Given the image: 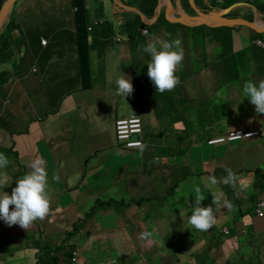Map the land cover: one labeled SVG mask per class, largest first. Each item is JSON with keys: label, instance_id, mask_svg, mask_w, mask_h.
I'll return each instance as SVG.
<instances>
[{"label": "crops", "instance_id": "1", "mask_svg": "<svg viewBox=\"0 0 264 264\" xmlns=\"http://www.w3.org/2000/svg\"><path fill=\"white\" fill-rule=\"evenodd\" d=\"M118 1L128 0H87L88 25L93 27L92 30L89 28L88 43L92 75L89 88L84 87L73 0H20L13 10L16 27L8 33L11 48L5 57L6 64L0 63L4 65L0 66V73L7 74V83L0 84V153L9 160L0 173L6 176L9 184L4 191L11 194L16 180L29 171L27 164L36 157L44 158L49 174L50 211L28 230L19 225L9 227L0 220V264H38L43 258H46L45 264H50L47 259L53 257H58L61 264H131L132 261H138V264H264V218L256 217L252 203L264 195V186L261 189L258 183L260 175L254 179L250 177L253 170L247 174L236 170L240 163L231 157L230 151L224 157L212 156L201 163L202 170L207 173L204 178L214 175L221 179L226 176L225 166L235 170L233 183L218 185L224 199L233 205L231 210L212 205L211 192L205 190V199L201 203L212 205L217 218V225L205 232L191 228L188 219L185 220L191 215L194 197L188 204L180 198L179 203L184 204L180 212H160L150 220V213L144 206L139 204L138 209H134L130 204V193H133L130 190V162L120 165L117 178L114 171L119 164L106 162L116 146L126 156L124 159L130 157V151L117 145L118 118L140 113L143 120L144 114L147 120H154L157 119L154 108L159 119L164 120L169 113L180 114L189 118L190 126L200 125L199 121L204 120L212 129L217 120L229 117L236 124H228L229 128L251 129L260 125L259 120L264 119V114L256 113L255 106L244 97L242 89L245 80L258 83L264 79V67L259 57L255 59L247 54L254 40L263 37L251 28L255 33L244 30L252 36L251 42L246 38L240 40L241 26L232 30V37L216 33L217 27L228 25L209 26L212 31L201 32L198 37L193 34L189 38L193 41L191 52L194 54L198 50L201 55L202 48V57L206 60L200 65V74L194 77L198 68L187 59L188 50L184 47V58L176 71V75L178 70L182 72L179 83L182 93L176 98L159 97L154 84L149 85L144 76L147 74V53L141 46L146 45L148 39L144 41L139 37L133 43L123 25V14L137 10L126 8ZM175 1L176 9L181 8L182 1ZM213 1L225 3L227 0ZM259 1L264 7V0ZM205 2L207 0H192V4L201 9ZM247 6L254 13L253 20L264 21V12L258 10L260 15H257L252 6ZM184 10L193 14L190 9ZM250 13L238 11L237 16L246 18ZM119 37L122 40H118ZM43 38L49 40L47 45H43ZM198 42L199 46L196 45ZM209 45L213 50L206 52ZM220 46L242 49L240 62L227 78L229 83L226 85L231 84L230 93L217 79V74L223 73L207 64L211 60L220 64L228 59ZM252 53L254 55V51ZM251 59L256 63L244 62ZM246 68L249 73L243 77ZM123 70L125 73L132 71L133 88L134 84L136 88L146 86L148 92H152V101H157L153 106L150 103L148 109L141 111L133 104V93L125 99L116 94L115 84H110L109 80L114 81ZM237 84H241L242 92L238 91ZM220 87H223L221 93L213 104L209 97ZM190 89L196 92L194 98L187 94ZM190 104L191 117L185 114V107ZM236 104L237 110L232 107ZM184 120L175 121V127L183 126ZM165 149L162 147L159 151ZM195 149H180L181 155L175 159L171 157L169 164L180 163L181 171L185 169L186 175L197 172L199 161L194 158ZM166 155L157 153L155 161L168 166ZM261 157V152L257 157L246 153L240 160L253 167ZM165 173L168 177L164 181H167L171 173L164 171L161 174ZM54 174L61 177L59 182L52 179ZM161 174L155 177L157 185L161 184ZM182 181L192 183L187 176L179 179V183ZM242 183L247 187L242 188ZM200 185L203 187L202 183ZM187 194L194 196L189 189ZM118 200L125 205L120 210L115 207ZM144 231L152 233L150 240L142 237ZM76 251L79 261L74 263L72 257Z\"/></svg>", "mask_w": 264, "mask_h": 264}, {"label": "rangeland", "instance_id": "2", "mask_svg": "<svg viewBox=\"0 0 264 264\" xmlns=\"http://www.w3.org/2000/svg\"><path fill=\"white\" fill-rule=\"evenodd\" d=\"M180 1H182V3H180L181 8L176 9L178 7L177 1L174 2V0H170V3L173 5L172 9H174L176 12L183 13L185 12L184 8L190 9V11L194 15L197 13L196 9H200L199 10L200 12L204 11L203 9L198 8L196 5H193L192 0H190L191 3L189 2V0H180ZM132 2H134V0H132ZM235 2H247V1L229 0L228 4L229 3L232 4ZM116 3L118 2H115V4ZM163 3L164 1H161V4ZM164 4L162 5V8H159L158 10L159 15L161 17H165L167 14L166 11L163 10V8L164 9L167 8V6ZM128 6L135 7L134 4L128 5ZM235 8L236 9L239 8L238 11H241V12H248V11L253 12L251 8H248L246 4H241L239 6H236ZM253 8H254V12H257L256 8L255 7ZM12 13L8 19V22L4 25L1 31V40H2L3 34L7 36V33L10 30H12L14 27H16V24L14 25L12 29L8 27L9 22L14 17ZM240 26L242 29L240 30L241 32L238 34V38H240V40L241 38H246L248 39L249 42H251L252 36L250 35V33H247L244 31V30H247L249 32H252L251 27L247 25H243V26L240 25ZM240 26L233 25L234 29H237ZM208 31L210 33L212 29L207 25H200V26L186 25L184 26L180 24V22H172L169 24V26H165L164 24L155 21L154 23L150 24L151 33L149 35H143L144 36L143 40L146 41L148 39V42H150L153 39L159 37L161 39L171 41L176 38H179L182 41V45H181L182 48L187 47V50H188L187 59L191 60V62L194 63V65H196V67L198 68V70L196 69L194 73V77H195L198 74H200L198 72L200 65H203V61L206 62V60H204L202 57V53H204L202 48H201V55L198 54V50H196L194 54L191 52L192 47L190 45H192L193 41L192 39H189V38L193 36V34H195L198 37L201 34V32L208 33ZM260 36L263 37L264 39V34ZM220 42L221 41H219V43ZM7 43H9L8 39H7ZM199 44L200 43L198 42L196 45L199 46ZM219 48L221 49L222 53L225 55V58L228 57V59L222 61L220 64L217 62H213L212 60H211V63L207 62V64L209 67L211 65H214L216 68H218V70L221 73H223V74L218 73L217 79H219L224 85H226L227 83H229L227 78L229 76L231 77V71H233V69L237 67L236 64L240 62V59H241L240 52L242 49L235 50L234 47L228 48L225 46H220ZM256 48H257V51L260 52L261 47L253 43L248 48L249 51L247 52V54L254 56L252 52ZM210 50H213V46L209 45L206 47V52ZM5 57L6 56H2L0 58V63L4 62V64H6L7 59H5ZM145 59H146L145 62L148 63L150 60V57H148V54L145 55ZM250 61L253 63H256V60H252V59L245 60L244 62L248 63ZM141 63H144V62H141ZM0 66L4 67V65L2 64ZM248 73H249V68H246L243 71V77L247 76ZM131 74H132V71H130V73H125V70H123V75L125 76V78L127 77L128 79H130ZM177 76L179 77V79L182 77L181 70H178ZM223 87H226V89L230 93L231 84L230 86L226 85ZM223 87L218 88L217 91L212 96L209 97L210 101L213 104H215L214 102L215 98L218 95H220L221 89ZM237 88L239 92H242L241 84H237ZM202 92L205 94V91H202ZM180 93H182V88L179 87V84H178L176 89L172 91H166L165 94H161L159 92V97H162L163 95H165V96L176 98L178 94ZM143 94L144 92H141L139 95H137V98L141 99L142 101H146L145 98L144 99L142 98ZM187 94L191 98H194L196 96V92L194 90L191 91V89L187 91ZM156 102L157 101L149 102L148 106L150 105V103H151V106H153L154 103ZM166 103H168V100H166ZM148 106H147V109H148ZM191 107H192L191 104L185 107L186 116L191 117V114H192ZM232 107L237 110L238 105L236 104V105H233ZM154 113H155V117L157 118L154 120H147V115L146 114L143 115L144 131H145V134L143 135V139L145 142V146L141 149L130 150V157L126 159H124L126 156H123V154L119 151V147L116 146L115 151L111 154L109 159H107L106 161V162H109L110 164H119V168H117L114 171V175L116 178L119 176V173H120V170H119L120 165H122L123 163L130 162V165H131L130 166V190L131 189L133 190V193H130V204L132 205L134 209H138L139 204L141 206H144L145 209L150 213V216H151L150 220H154L155 216L159 214L160 212L167 213V212H170L171 210L180 212V209L182 208V206L184 204L189 203V199H191V197H194V196H189L187 194V189L191 190V192L194 193L193 185L196 184L197 182L201 183L202 178H204L205 175H207V173L204 170H202L201 163L206 159H210L212 156L213 157H216V156L224 157L226 156V153L230 151L231 157L240 163V167L236 168L237 171L247 174V171H250V170L254 171L256 168H260L264 170V135L259 136L254 139H250V140L249 139H239V140H235V141H231V142H227V143H223L219 145H215V144L212 145L208 143L209 137L226 134L230 130L228 124H231L233 126L236 125L234 124L235 120L232 117L226 118L224 120L223 119L217 120L214 123L213 128L210 129L208 125H206L204 120L199 121L200 125L190 126L188 124L189 118L181 116L180 114L175 115V114L169 113L164 120H161L158 118L155 108H154ZM182 118L185 119L183 126L182 124H179L177 127H175V124H176L175 121L178 122V120ZM205 119L208 120L209 117ZM259 121L264 122L263 119H260ZM183 127L184 129H181ZM253 130H259V128H255ZM193 134H194V137L192 138ZM181 142H185V143H181ZM228 144L232 145V147H230V145ZM113 145H115V141H113ZM117 145L120 146L118 141H117ZM235 145L237 146V148L235 147ZM162 147H165L166 149L163 151H159L160 148ZM185 147L188 150L195 147L196 148L195 150L197 153L194 155V158L199 161L198 163L199 170L195 173H190V174L188 173V175L185 174L186 173L185 169H184L185 173L181 171L182 167L180 163L172 164V165L169 164V160L171 159V157L175 159V157L180 156L181 152H179V150ZM155 151L157 152L155 153ZM260 152L262 154L261 160L255 166L249 167L248 164L241 163L240 156H243L247 153V154H250V156L252 157H257ZM157 153L160 155L167 154L166 159H167L168 166H164L162 165L161 162L157 163L155 161V156ZM249 161L251 162V159H249ZM164 171H168L169 174L171 173V177L169 176V179L167 181H164L168 177L167 173L161 174ZM105 174L106 176H108V172H105ZM159 174H161L159 177L161 184L157 185V183L155 182V177ZM256 175L257 173L254 172V174L250 177L254 179ZM184 176L185 177L187 176V179L192 180V183H186V181H182L179 183V179L184 178ZM173 178L176 179L175 182L173 181ZM263 183H264V178H263ZM137 184H141V186L138 187ZM175 186H177V190L175 192H172V189H174ZM181 197H183L186 200L184 204L179 203V200ZM142 200L144 201L140 203L139 201H142ZM125 203L128 204V201H126ZM123 205L124 204L122 200H118L115 202V207L119 210L123 207ZM236 210H237V207H236ZM186 219L188 218H185V220ZM148 240H150V238H148ZM104 264H106V262ZM131 264H138V261H132Z\"/></svg>", "mask_w": 264, "mask_h": 264}, {"label": "clouds", "instance_id": "3", "mask_svg": "<svg viewBox=\"0 0 264 264\" xmlns=\"http://www.w3.org/2000/svg\"><path fill=\"white\" fill-rule=\"evenodd\" d=\"M156 12L157 10L155 8L153 16H148L145 14H140L137 10L141 20L142 17H145L150 21V24L154 23L155 21L158 22L156 19ZM174 13L175 15H178L180 12L174 11ZM142 21L148 24L146 21ZM150 24L148 25L150 26ZM147 29L149 31L148 34H143L141 29L142 35L150 34V27ZM261 39L264 40L263 38ZM118 40H122V38L119 37ZM1 42L2 40L0 37V50L2 48ZM181 45L182 41L179 38L169 41L157 37L148 42L146 45L141 46L142 51L147 53L150 57V60L147 63V75L154 84L156 91L160 93L172 91L180 83V79L176 75V71L182 64L184 58V50ZM113 82L116 87V94L123 97L124 99L130 96L134 91L131 80L126 79L123 74H117L114 81L111 79L109 80L110 84ZM242 90L244 97H248L250 103L255 106L256 113L264 114V79L260 80L258 83L251 80H245ZM135 115L140 116L141 118L142 133L140 139L142 140L143 145L139 148L131 150L141 149L145 146L143 139L144 120L140 113H136ZM255 128H259V130H253ZM237 130H242L244 133L247 131H257V133L254 135H252V133H248L250 137L241 138L240 136L236 139H229L228 137L230 133ZM263 135L264 122L261 121L260 125L251 128L250 130L245 128H230L226 134L208 139V143L222 144L239 139L250 140ZM8 164L9 160L7 156L4 153H0V169L5 168ZM27 167L29 171L16 180V185L11 189V194H9L7 191H4L5 187H7L9 184L7 182L6 176L0 173V189H3V191H0V220H3L4 223L9 227L13 225H19L25 230H28V228L38 219H44L50 211L49 174L46 167V161L42 157H36L27 164ZM233 171L235 170L225 166L226 176L222 177L221 179L218 180L216 176L210 175L206 178H202L201 183L203 187H201L199 184L193 185L195 204L192 207L191 215L188 218V224L191 226V228H194L197 231L205 232L217 225V218L212 205L217 208L225 207L231 210L233 205L224 199V193L219 189L218 185L221 182L224 184L233 183L235 178V173ZM263 178L264 176L261 178L258 177V180L263 181ZM52 179L56 182H59L61 177L58 174H54ZM241 187L246 188L247 185L242 183ZM205 190L211 192L212 205L203 206L201 203L205 199ZM180 215L182 217L183 213ZM141 235L143 238H150L152 233L149 231H144Z\"/></svg>", "mask_w": 264, "mask_h": 264}, {"label": "trees", "instance_id": "4", "mask_svg": "<svg viewBox=\"0 0 264 264\" xmlns=\"http://www.w3.org/2000/svg\"><path fill=\"white\" fill-rule=\"evenodd\" d=\"M5 1L6 0H0V11H1L2 6H3ZM228 1L229 0H227L225 3H220L218 1L207 0V2L202 3L203 10L204 11H210V10H219L222 8H226L230 5V3L228 4ZM244 1H247L251 5L255 6L259 11L264 12V7H262L263 5L261 4V2L259 0H244ZM19 2H20V0L16 3V5ZM123 3L126 6L134 4V6L143 14L148 15V16H153L155 8L159 3V0H134V2H132V0H130V1L128 0V1H123ZM73 4H74V7L76 8L77 29H78V36H79V40H80V42H79V51H80L79 54H80V61H81V69L83 71L82 74H83V78L85 81L84 87L89 88L92 75L89 72V69H90V51H89V45H88V43H89V25H88L89 16H88L87 0H73ZM16 5H15V8H16ZM238 10H239V8L230 11L229 12L230 17H232V16L237 17ZM253 18H254V15L252 12L249 15H246L245 19L252 21ZM157 21H158V19H157ZM14 25H15V22L12 19L9 22L8 27L10 29H12L14 27ZM123 25L125 27V30L127 32L128 37L130 38V40H133V43H135V40L139 37L144 39V36L141 33V29L150 27L148 24L143 22L141 20L140 15L134 11H126L123 14ZM233 29H234L233 26H231V27L221 26V27H217L216 33H220V34H224L225 36L227 35L229 37H232L231 32ZM8 33H7V36L4 34L2 36V42H1L2 48L0 50V58L2 56H6L8 54V52L10 51V48H11V44L7 43V39H9ZM257 34L259 36V35H263L264 33H257ZM253 51H254V58L258 59V57H259V60L263 64L262 66L264 67V50L262 48H260V52H258L257 48H256ZM144 76L147 77V79L149 81V85L152 84V81L150 80V78L148 77V75L146 73H144ZM6 79H7V74L5 72L0 73V81L4 80V83H0L1 85H5L7 83ZM145 87L139 85V87L136 88L135 84H134L133 104L135 103L141 111L146 110L148 103L150 101H152L154 98L152 95V92H150V91L148 92V90ZM141 92H144L142 98L143 99L145 98L146 101H142L141 99L137 98V95H139ZM254 171L257 174H259L261 177L264 176V172L262 169L256 168ZM259 184L261 185L260 188L262 189V187L264 186L263 181L259 180ZM175 189H176V187H174V189H172V192H175L176 191ZM263 196L264 195L258 196L256 199L253 200V202H252L253 203V210L255 207V202L259 198H262ZM142 202L143 201H141L140 203H142ZM45 262H46V258H43L39 261L38 264H45ZM47 262H50V264H61L60 261L58 260V257L49 258V259H47Z\"/></svg>", "mask_w": 264, "mask_h": 264}, {"label": "water", "instance_id": "5", "mask_svg": "<svg viewBox=\"0 0 264 264\" xmlns=\"http://www.w3.org/2000/svg\"><path fill=\"white\" fill-rule=\"evenodd\" d=\"M19 0H6L2 6V9L0 11V37H1V31L4 27V25L8 22V20H6V17H10L11 13L13 12L16 3ZM161 1H164V5L167 6L166 8V13H167V17L166 19L169 20L170 22H182L184 24H190L195 22V24H204L207 26H211V27H216L219 25H228V26H240V25H247L249 27H251L252 29L256 30L257 32L261 33L264 32V21L261 22V20H247L241 16H237V17H229L227 16V14L232 11L236 6H239L241 4H246V5H251L248 2H235L233 4H231L230 6L220 9V10H210V11H206L204 12H200V9H196V14H190L187 12H183V13H179L178 15H175L174 13V9H172V4L170 3V0H159V3L156 7V19H158V21L162 24H167L170 23L167 20H164L163 17H161L159 15V8L162 7ZM120 4H122L124 7H126V5H124L121 1H118ZM194 5V3H193ZM183 7V6H182ZM255 7V6H253ZM126 8H131L133 10H138L136 7H131L128 6ZM256 8V7H255ZM257 15H260V12L258 11V9L256 8ZM168 11V12H167ZM138 12L142 15H144L142 12H140L138 10ZM170 13V14H168ZM169 15V16H168ZM190 22V23H189Z\"/></svg>", "mask_w": 264, "mask_h": 264}, {"label": "built area", "instance_id": "6", "mask_svg": "<svg viewBox=\"0 0 264 264\" xmlns=\"http://www.w3.org/2000/svg\"><path fill=\"white\" fill-rule=\"evenodd\" d=\"M142 20L146 21L150 24V21L145 17H142ZM99 22V21H98ZM90 30L93 29L92 26L89 27ZM143 34H148L149 31L147 28L142 29ZM49 40L47 38H43L42 43L48 44ZM255 43L260 45L264 49V40L261 38H257ZM142 133V122L140 116L135 114L127 116V117H120L116 122V138L118 143L123 147V149L130 151L131 149L141 147L142 140L140 139ZM248 133H252V135L256 134L257 131H247L243 132L242 130L233 131L229 135V139H236L241 136L242 137H250ZM251 135V136H252ZM254 212L256 217L263 219L264 218V197L259 198L255 202ZM226 231V230H225ZM72 261L75 263L79 261V252H74V256L72 257Z\"/></svg>", "mask_w": 264, "mask_h": 264}, {"label": "bare ground", "instance_id": "7", "mask_svg": "<svg viewBox=\"0 0 264 264\" xmlns=\"http://www.w3.org/2000/svg\"><path fill=\"white\" fill-rule=\"evenodd\" d=\"M9 19V16L8 17H6V20H8Z\"/></svg>", "mask_w": 264, "mask_h": 264}, {"label": "flooded vegetation", "instance_id": "8", "mask_svg": "<svg viewBox=\"0 0 264 264\" xmlns=\"http://www.w3.org/2000/svg\"><path fill=\"white\" fill-rule=\"evenodd\" d=\"M257 39V38H256Z\"/></svg>", "mask_w": 264, "mask_h": 264}]
</instances>
